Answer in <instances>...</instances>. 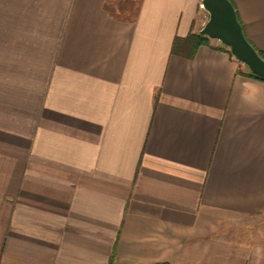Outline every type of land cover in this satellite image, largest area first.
I'll return each instance as SVG.
<instances>
[{
    "label": "crops",
    "instance_id": "obj_1",
    "mask_svg": "<svg viewBox=\"0 0 264 264\" xmlns=\"http://www.w3.org/2000/svg\"><path fill=\"white\" fill-rule=\"evenodd\" d=\"M264 51V0H233ZM202 0H0V264H264V82Z\"/></svg>",
    "mask_w": 264,
    "mask_h": 264
},
{
    "label": "water",
    "instance_id": "obj_2",
    "mask_svg": "<svg viewBox=\"0 0 264 264\" xmlns=\"http://www.w3.org/2000/svg\"><path fill=\"white\" fill-rule=\"evenodd\" d=\"M202 6L209 14V20L200 31L201 34L221 41L253 74L264 78V58L246 36L233 2L202 0Z\"/></svg>",
    "mask_w": 264,
    "mask_h": 264
},
{
    "label": "trees",
    "instance_id": "obj_3",
    "mask_svg": "<svg viewBox=\"0 0 264 264\" xmlns=\"http://www.w3.org/2000/svg\"><path fill=\"white\" fill-rule=\"evenodd\" d=\"M231 1L233 2V0H231ZM233 4H234V2H233ZM237 13H238L239 20L242 23V20L240 18L238 10H237ZM242 25H243V23H242ZM243 28H244V32H245V34L247 36V33H246L244 25H243ZM205 44L206 45H210V38L208 36L201 34V32L200 33H192L186 39L177 38L176 41H175L173 52L177 53L182 48V50L189 51L190 57H194L196 55V53H197L198 48L201 45H205ZM225 49L231 54L232 57H235L229 47H226ZM256 49L258 50L260 55L264 58V51L258 49L257 47H256ZM249 75L251 77L257 79V80H261V81L264 82V78H261V77L255 75V74H253L252 72H250Z\"/></svg>",
    "mask_w": 264,
    "mask_h": 264
},
{
    "label": "rangeland",
    "instance_id": "obj_4",
    "mask_svg": "<svg viewBox=\"0 0 264 264\" xmlns=\"http://www.w3.org/2000/svg\"><path fill=\"white\" fill-rule=\"evenodd\" d=\"M243 65H244L243 67H244L245 70H249L250 71V69L248 68V66L246 64L243 63Z\"/></svg>",
    "mask_w": 264,
    "mask_h": 264
},
{
    "label": "built area",
    "instance_id": "obj_5",
    "mask_svg": "<svg viewBox=\"0 0 264 264\" xmlns=\"http://www.w3.org/2000/svg\"><path fill=\"white\" fill-rule=\"evenodd\" d=\"M209 20V14H208V16H207V21Z\"/></svg>",
    "mask_w": 264,
    "mask_h": 264
}]
</instances>
